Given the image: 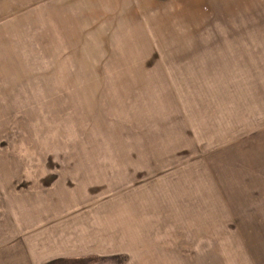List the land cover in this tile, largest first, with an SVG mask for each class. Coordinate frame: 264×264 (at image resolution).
Masks as SVG:
<instances>
[{"label": "rangeland", "instance_id": "rangeland-1", "mask_svg": "<svg viewBox=\"0 0 264 264\" xmlns=\"http://www.w3.org/2000/svg\"><path fill=\"white\" fill-rule=\"evenodd\" d=\"M26 188L151 191L200 264H264V0H0V218Z\"/></svg>", "mask_w": 264, "mask_h": 264}, {"label": "crops", "instance_id": "crops-1", "mask_svg": "<svg viewBox=\"0 0 264 264\" xmlns=\"http://www.w3.org/2000/svg\"><path fill=\"white\" fill-rule=\"evenodd\" d=\"M29 188L16 190L2 207L16 215L15 222L0 218L1 226L16 228L0 230V238L8 242L2 249L15 264H200L205 244L217 248L216 238L202 240V235L217 232L191 222L154 228L151 191L137 197L134 190L107 201L96 195L74 200L63 190L56 195L55 190Z\"/></svg>", "mask_w": 264, "mask_h": 264}]
</instances>
